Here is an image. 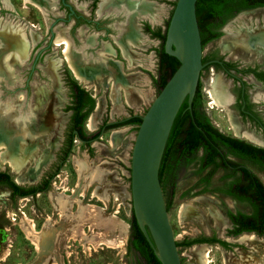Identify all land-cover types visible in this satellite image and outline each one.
Masks as SVG:
<instances>
[{"label": "rangeland", "instance_id": "1", "mask_svg": "<svg viewBox=\"0 0 264 264\" xmlns=\"http://www.w3.org/2000/svg\"><path fill=\"white\" fill-rule=\"evenodd\" d=\"M146 1H152L156 6L166 0ZM174 1L171 0L172 8ZM8 2L10 3L9 8L3 4L4 10L9 12V14L4 15L5 19L9 21L17 19L21 22L38 21L42 29L32 28L31 33L39 31L42 36V44L46 46L50 36L47 31L50 24L47 15L42 17L43 21L41 22L40 16L35 10L21 8L20 0H8ZM255 13L254 11H245L230 19L223 27L222 36L203 47L202 58L206 59L213 50H217L228 59L240 58L245 62L257 61L258 59H254V57L245 59L249 54H257V51H239L233 43H230L234 30L248 23L246 21L247 16ZM5 24L12 25L14 23L5 22ZM16 24L24 28L21 24ZM255 24L256 22L253 21L252 25ZM55 34L57 38H61L63 43L57 42L56 48H50L43 52L40 67L31 74L30 78L28 75L29 66L21 62L17 63L19 67L16 73L12 71L6 80H0V92L3 93L1 90L4 89H17V91L7 94L5 99L1 98V104L20 94L17 96V102L25 106L24 112L27 115L33 111L37 120H40L41 115L50 113L61 117L62 120L57 132L56 146L52 152V157L37 174L32 171L35 165L34 161L22 165L17 170L12 169L8 163H4L2 160L1 152L3 149H0V170H9L13 178L21 185L35 184L49 170L51 165L57 162L56 153L61 146L63 132L68 121L69 113L63 110L68 100L67 90L63 82V69L67 61L60 59L62 57V45L59 44H63L65 48L64 42H67L68 46L69 43L65 37V30L61 26L55 28ZM89 34L90 32H87V35ZM87 35L81 33L80 38H85ZM99 43L102 44V41ZM90 50L93 52V49L86 48L85 54L91 53ZM130 51L133 55L128 57L129 61L125 60V67L120 69L126 83L120 84L119 88L116 84L112 85L107 78L94 82H85L91 77L80 80L83 85L95 84L97 88L93 92L99 95L96 97V101L100 99L103 103L102 109L96 117L93 130L98 128L104 118L115 120L128 115L130 110L143 115L157 94V89L147 74L149 71L156 75L157 71V66L152 63L153 54L149 53L150 49L144 52L145 56H140L135 49L130 48ZM48 59L53 60V76L45 68ZM134 61L141 64L140 66H143L146 71L140 67L132 68ZM258 61L264 63V60ZM218 75L211 70V67L202 73L204 106L213 124L221 131L230 134L224 112L217 109L218 107H213L204 91ZM27 80H29L28 85H26ZM251 92L254 91L251 90ZM113 97L116 98L114 101ZM227 111H225L226 115L229 113L232 117L228 106ZM262 115L264 116V113ZM232 119L235 122L233 117ZM86 129L90 131L87 126ZM136 131L135 127L128 126L106 132L102 134L99 140L93 142L90 148L81 147L79 141L75 139L72 152L61 167L58 177L54 178L52 188L47 194L35 196L29 200L25 198L13 201L7 190L0 189V264H47L51 259H55V249L61 248L63 251H68L66 245L71 243H74L72 246L74 253L70 257L74 261L72 264H130L133 255L123 254V252L126 251L129 236L131 196L128 169ZM238 134H240V130ZM252 168L264 183V171L255 166ZM202 176L203 174L199 173L197 161H194L177 171L173 186L167 182L162 188L164 199L170 200L167 215L176 243L179 244L177 248L182 264H203L200 262L203 252H207L208 264H264V246L261 245L264 243V238H258L253 234L255 239L246 238L238 241L240 236L237 239L226 236V230L230 227V222L225 214L226 210H247L245 204L237 203L222 194V189L226 185V181L229 180L227 173L217 172L206 184ZM85 205H89L92 212L89 211L86 218L83 217L81 211ZM79 211L81 212L79 213ZM55 213L59 214L55 215ZM7 215L10 217L14 215L16 221H20L21 229L24 217L34 219L32 222L36 224V230L38 229L37 231L42 235L39 248L30 240L28 241L27 237L25 238L23 229L24 234L17 225L11 226L12 222L8 220ZM47 215L51 217L48 216L50 220L47 218L46 221ZM78 222L82 223L83 233H76L74 236L72 232L80 224ZM121 223L127 225L125 249L118 247ZM5 227H9L11 230L5 231ZM215 235L228 242L229 246L222 247L217 243L210 244L204 241L189 246L182 245V242L189 238L207 240ZM69 237L74 239L70 241L71 243L67 242ZM7 244H11L12 247H10V255L4 258V255L7 256L8 254V250L6 251ZM91 244L95 245V248L93 246L92 250L87 249ZM61 254L63 255L62 252ZM60 262L63 264L62 257H60Z\"/></svg>", "mask_w": 264, "mask_h": 264}, {"label": "flooded vegetation", "instance_id": "2", "mask_svg": "<svg viewBox=\"0 0 264 264\" xmlns=\"http://www.w3.org/2000/svg\"><path fill=\"white\" fill-rule=\"evenodd\" d=\"M39 1L42 2V4L44 5V12L39 10L35 5H33L31 3H27L26 5H24L23 0H20V5H22L21 6L22 9L26 8V9L35 10V12L38 14V16H40L41 22L43 21L42 17H44V15L45 16L47 15V18L50 20V24H49V27L47 30L49 32L50 36H49V40L47 41L46 46H43V44H42V36H41L39 31L31 33L32 28L37 29V30L42 29V26L40 25V23L38 21H28V20L26 22L25 21L21 22V21H18L17 19H11L10 21L6 20L4 15L9 14V12L4 10L5 8L3 7V4L7 5L9 8L10 3L8 2V0H0V25H2L5 22L9 23V24L19 23L22 26H24V28H25V36H26V39L28 41V50L26 52V57L22 62H23V64H25V65L27 64L29 66V74H28L29 78L31 77V74L36 69H39V67H40L39 64L42 61L43 52L50 49V48H56V46H58L57 44H55V39L57 38V36L55 34V28L57 26H61V28L65 30V37L69 43L70 55L76 61V64L82 68L81 71L83 72V75L86 76L85 79H88L91 77V79H88L85 82H92V81L94 82V81H97V80H100L103 78L104 79L107 78L108 81L112 83V85H113V79H112L113 77H111V75H110V77H108L109 73L107 72V69L104 66L106 63L108 65H110V64H112V62H114V63L119 64L120 69L125 67L124 66L125 59L122 57L121 50L114 41V39H115L114 33H115V28H116V26H118L119 22L121 20L125 21V17L128 14L127 12H132V14H135V16H137V15L140 16L142 18L140 21V24H141L143 32H146V33L149 32L152 36H155L153 33H155L156 31L151 29L148 21H146L144 19V17L148 14H145V13L138 10V6L143 2L149 3L152 7L153 6L152 1H146V0H140V1L139 0H39ZM102 1H105V3H106L105 6L106 5L107 6L106 7L104 6L105 7V8L103 7L104 9L102 8L101 10H99V4ZM258 1H260V0H249V3H250L249 6L238 10L235 13V15H233L231 18H229L223 25L218 27L217 31L221 32V35L218 38H220L222 36L223 27L225 26V24L230 19L235 17L237 14L245 12V11H249V12L254 11L256 13H257V11L258 12L264 11V4L259 3ZM164 2L166 4H168L169 6H171V0H166ZM255 2H256V4H255ZM141 10L145 11V8L144 9L141 8ZM124 12H126V15L124 14ZM171 13H172V7L170 10L169 17L167 18V20L165 22L164 30L166 28L167 21L170 19ZM133 16L134 15H130V16L126 17V24H127V27H129V28H131L133 26V24L135 23ZM32 19H34V18L32 17ZM257 21H260V20L257 19ZM145 28H148L149 30H145ZM87 32H90V34L87 35ZM81 33H83V34L85 33V35H87V36H85V38H82L83 40L80 38ZM31 34L36 36L35 41L31 40ZM218 38H216V39H218ZM216 39H212V40L208 41L207 43L212 42ZM100 41H102V44L99 43ZM59 45H62V50H61L62 57H60V59H64L65 58L63 55L64 45L63 44H59ZM4 47L5 46L3 45V43L0 39V53L5 51ZM159 47H160V43H159ZM159 47H158V49H159ZM86 48L87 49H89V48L93 49V52H91V50H90L91 53L85 54ZM132 49L137 50L139 52V54L142 53L141 56H143V55L145 56L146 54L144 52H147V50L150 49L149 53L153 54L152 63L154 66H157V64H158L157 50L158 49H156L154 46L146 48L145 50H141V49H137V48H132ZM257 52L258 53L257 54L255 53L254 55L249 54L248 57H247V55H244L245 57H247L245 59L254 57V59L264 60V49L258 48ZM260 53H262V54L259 55ZM258 60L245 62L244 60H242L240 58L239 59H228L225 56H223L220 52H218L217 50H213L206 59L202 58V62L204 64V67L200 71V76H199L198 86H197V89L200 90V94H201V100H200V105L198 107V110H199V112H203L211 121L210 117L207 115L206 110H205L204 101H203V93H202V73L205 69L211 67V70L215 71V74H219L224 79V81H226L228 83V93H229L228 109L231 112L232 117L234 118V120L236 122L235 124L237 125V127H239L238 132L240 130V134H234L233 130L231 129V125L228 121V118H227L225 111L221 108H217L216 106H213V107H216L217 109H220L222 112H224V116L226 117V121L228 122V130L230 131V134L221 131L211 121L212 126L216 129L217 132H219L225 136H229L232 138L243 140V141H246L252 145H255L257 147L264 149V116L262 115L264 113L263 112L264 111V63H260ZM63 63H65V62H63ZM133 63H134L133 66L131 64L132 68L140 67V68L144 69L143 66H140L141 64H136L135 61ZM18 65L19 64H17V63H13V65H11V74H12V71H15V73L17 72L18 67H19ZM90 67L98 69L99 71L95 72L93 75H90V73L87 72ZM104 70H106V72ZM144 71H146V70L144 69ZM67 72L70 74V76L72 78H74L78 82V84H80L86 91H88L91 94V96L95 99V105H94V108H93V111L91 112V114H93V112L95 111V109L97 107L96 97H99V95L96 94L95 92H93V91H96V88H97L96 85L95 84H91L88 86L83 85L80 82V80H78V78H76L74 76V74L70 70L69 66L65 63V67L63 69V82H64V86L66 87V90H67L66 93H67L68 100H67V103L65 104L63 110L65 112L69 113V116H68L67 124L65 126V130L63 132V139H62L61 146L56 153L57 162L52 164L51 167L49 168V170H47L43 174V176L40 178V180L38 182H36L35 184H28V185L19 184L13 178L11 172L8 170V172L11 174L12 180L15 182V184L20 186V188L18 189L16 187L7 185V186H0V189L7 190L10 194L11 200H13V201H16L17 199H25V198H27L29 200V199H33L35 196L39 197L42 194H47L50 191V189L52 188L51 185L54 182V178L58 177L59 172L61 170V167L65 164L66 159H68V157L70 155L69 154L66 157L65 162L58 168L61 157L63 156L64 149L68 143L70 116L72 113L71 110H67V111L65 110L66 106L70 104V89H69V86L66 84V80H65ZM120 72H121V70H120ZM135 72H137V71H135ZM147 74L150 76L152 83L155 87L153 78H155L156 75L150 73L149 71H147ZM8 77H9V75L5 74L3 69L0 67V80H2V79L6 80ZM28 81L29 80H27L26 85H28ZM251 90H253L254 92L252 93ZM1 91H3V93L0 92L1 93L0 99L1 98L5 99V97H7L6 96L7 94H11V93L17 91V89H4ZM204 91L206 92V94L209 98V95H208L206 89H204ZM18 95H20V94H18ZM17 96H14V98H9L8 100H10V101L5 102L4 104L0 103V105L4 107V110L6 113H8V110H7L8 107L10 109H13V106L17 103ZM106 100H107V98H106ZM19 106H20L19 108L21 111L20 114L26 115V113L24 112L25 106L20 102H19ZM189 109L191 110V108H189ZM144 111H145V109L143 110V112ZM30 113H33V111ZM91 114L89 116H91ZM130 115L141 116L142 114L141 113L138 114V113H135V112L130 110L128 115L121 117V118H118V119H115V120H109L108 118H104L101 121L98 128H96L95 130L92 129L90 131H87V129H86V123H87V120L89 118V116H88V118L85 121V129L89 133V135L87 134L88 137L85 139H81V140H79L78 138H75V139H77L79 141L81 147L86 146L87 148H90V146L93 142L99 140L101 138L102 134L106 133L103 131V129H101V133L96 138H90V134L98 131L104 122H106V123L116 122V121H119V120L124 119L126 117H129ZM33 116L36 117V115L34 113H33ZM36 121H40V120L39 119L37 120V117H36ZM124 127H128V126H124ZM120 128H123V127H120ZM120 128L111 129L107 132L117 130ZM75 139H73V146H74ZM82 144H87V145L82 146ZM202 153H203V149L200 147L197 150L195 156L193 157V160L189 163L183 164L182 166H180V168L183 166L190 165L194 161H197V166L199 169V167H200L199 161H200V157H201ZM226 158L228 160H231V161L237 163L238 165L232 164V165H229L227 168L219 167L214 171L212 177L217 172H220V171L227 173V178L229 180L226 181V185L222 189V194L225 197L233 199L237 203L245 204L247 207L246 211H244V210L232 211L230 209L226 210V212H225L226 218L230 222V227L226 230V236L227 237L230 236L233 238L235 237L237 239L239 236H241L243 234H251L252 233V234L256 235L258 238H264V235L258 234L256 231H253V230L252 231L242 230L239 233H231V231L235 230V223H234V220L228 215V212H231L232 214H236V213L250 214L251 207L245 201H241V200L235 198L234 196H232L231 194H229L227 192L230 189L229 184L236 177H238V176L241 177L243 175L241 170H240L241 167H247L249 170L253 171L258 177H259L258 173L253 170L252 166L257 167L259 170H262V171H264V168H261L255 164H252L249 160H246V159H243L241 157L234 156V155H227ZM180 168H178V170ZM210 169H211V166L207 167L206 169H204L202 171H199V173H202L203 174L202 177H204L210 171ZM1 171H5V170H1ZM212 177H211V179H212ZM260 180H261V178H260ZM262 183H263V181H262ZM13 214L16 215L15 213H13ZM58 214L59 213H55V215H58ZM14 215L12 217L7 215V218L9 221L12 222L11 226L17 225L18 228L23 233L22 229L20 228V224H19L20 221L17 222ZM48 216H50V215L46 216V221H47ZM32 220H34V219H32ZM130 221H131V217H130ZM130 221H129V223H130ZM4 230L8 231L11 229L9 227H5ZM40 231L42 232V230H40ZM129 232H130V224H129ZM24 236H25V234H24ZM215 237L222 240L221 238L217 237L216 235H215ZM25 238H26V236H25ZM198 239H200L202 241L197 242V243H193V244L203 243V241L212 244L210 241L212 238L207 239V240H203L201 238H198ZM71 240H74V239L69 237L67 242L71 243L70 242ZM128 240H129V236H128ZM223 241H225V240H223ZM6 246H7L6 251L8 250V254H7V256L4 255V258H6L10 255V247H12L11 244H7ZM72 246H74V243L66 245V247H68V249H69L68 251H63L61 248L55 249L54 250L55 251V259L54 260L51 259L52 261L50 260L49 264H61L60 257L63 258V264H65V263L66 264H72V262H74L73 260L70 259L71 255H73V253H74V249L72 248ZM128 247H129V244L127 242V248H126V251L124 250L123 254H126V253L132 254L133 258H132V261L130 264H136V262L138 261L136 258V255H134V252L130 251ZM61 252L63 253V255L61 254Z\"/></svg>", "mask_w": 264, "mask_h": 264}, {"label": "trees", "instance_id": "3", "mask_svg": "<svg viewBox=\"0 0 264 264\" xmlns=\"http://www.w3.org/2000/svg\"><path fill=\"white\" fill-rule=\"evenodd\" d=\"M176 0L173 2V8ZM264 4V0L258 1ZM256 4V2H255ZM249 0H197L196 17L201 36L202 47L221 35L217 28L223 25L235 13L249 6ZM172 8V10H173ZM169 20L162 34L153 33L160 39V47L157 50L158 64L156 77L153 78L157 93L161 90L167 80L174 73L179 65L178 60L167 54L164 50V41ZM145 30H149L145 28ZM66 84L70 89V104L65 110H71L70 127L68 143L64 149L58 168L65 162L66 157L72 152L73 139L79 140L87 138L89 133L85 129V121L93 111L95 99L86 91L78 82L66 73ZM201 94L197 89L191 103V110L188 108L187 99L181 104L174 122L172 124L162 159L159 167V180L161 188L170 182L171 186L175 184L176 173L178 168L183 164L193 160L197 150L201 147L203 153L200 157L199 171L211 166L210 171L203 177L205 183H209L214 171L219 168H227L229 165L237 163L228 160L227 155H234L249 160L261 168H264V149L252 145L246 141L225 136L216 131L212 126L209 118L199 112ZM141 123V116L130 115L116 122L106 123L98 131L90 134V138H96L101 129L107 132L111 129L124 126H132L138 129ZM75 131V132H74ZM87 144H82V146ZM57 168V169H58ZM130 171V168L128 169ZM241 177H236L229 185L227 191L235 198L245 201L251 207L250 214L228 212V215L234 220L235 230L231 233H239L242 230L256 231L264 235V184L260 178L247 167L240 168ZM130 180V178H129ZM13 186L20 188L12 180L8 170H0V186ZM166 209L170 207V200H165ZM198 238H189L182 242V245L189 246L193 243L200 242ZM211 243H218L223 247H228L229 243L213 236ZM129 250L136 255V264H161L155 255L153 247L146 240L141 232L133 211L131 209V221L129 232ZM179 244L177 243V246Z\"/></svg>", "mask_w": 264, "mask_h": 264}, {"label": "water", "instance_id": "4", "mask_svg": "<svg viewBox=\"0 0 264 264\" xmlns=\"http://www.w3.org/2000/svg\"><path fill=\"white\" fill-rule=\"evenodd\" d=\"M197 0H176L164 50L179 65L141 115L130 154V196L135 220L161 264H182L168 220L159 167L175 116L185 99L191 108L202 62Z\"/></svg>", "mask_w": 264, "mask_h": 264}, {"label": "bare ground", "instance_id": "5", "mask_svg": "<svg viewBox=\"0 0 264 264\" xmlns=\"http://www.w3.org/2000/svg\"><path fill=\"white\" fill-rule=\"evenodd\" d=\"M23 3L24 5L31 3L42 12L44 11V5L39 0H23ZM105 4V1H102L99 4V10H101ZM141 5L143 9H151V5L149 3L145 2ZM257 19L260 21H257ZM246 21L248 23L241 26L239 29L234 30V35L230 38V43H233L239 51L254 52L257 51L258 48L264 49V11L257 12L254 15H248ZM253 21L256 22L254 26L252 25ZM0 39L5 46V51L0 53V67L3 69L5 74L10 75L11 65H13V63H21L25 59L28 49V41L25 38L24 28L16 23L12 25L4 23L2 26H0ZM60 39V37L56 38L55 43H63ZM31 40L35 41L36 36L32 35ZM64 43L65 48L63 50V55L65 57L64 59L67 61V65L74 76L78 78V80H86V76L83 75V72L81 71L82 68L77 65L76 61L70 56L67 42ZM129 54V57H131V54L133 55L131 51H129ZM261 54L262 53L259 55ZM104 67H106L107 72L109 73V75L107 74L108 77H110V75L113 77V85L116 84L118 87L120 84L126 83V79L122 77L119 70V64L112 62V64L108 65L106 63ZM46 70L48 73H50V75H54L52 59H48ZM94 70V68L90 67L87 72H89L90 75H93L98 71ZM104 71L106 72V70ZM206 91L213 106L222 108L228 112V84L220 75H218L208 85ZM115 99L116 98L113 97V101ZM102 106V101L97 99V107L93 114L89 116L86 123L88 129L92 130L95 128L96 117L100 113ZM19 107V103L17 102L13 106V109L8 107V113H6L4 107L0 105V149H3L1 152V158L4 160V163H8L9 166L15 170L19 169L22 165L29 163L30 161H34L35 165L32 171L34 174H37L38 171L41 170L47 161L52 157V152L56 146L57 132L62 120L61 117L54 116L50 113H44V115H41L40 121H36V117L33 116V113H29L28 115L20 114L21 111ZM227 116L234 134H238V127L233 121L231 115L227 113ZM90 209L91 207L89 208V205H85L83 207V210L81 211L83 212L84 218L88 217ZM81 211H79V213ZM23 219L24 221L21 223V227L27 239L39 248L41 241L40 239L42 236L41 233L36 230L35 224L31 219H28L27 217H24ZM48 220H50V218H48ZM76 233H83L82 223H80L78 227L72 232L74 236ZM126 234L127 225L125 223H121L120 234L118 235V247L121 249H124V243L127 236ZM246 238L255 239V236L253 234L242 235L239 237L238 241L244 240ZM261 245L264 246V243ZM89 246L90 247H87V249L92 250L93 246L95 248V245L91 244ZM200 262L203 264H208L209 260L207 252H203L201 254Z\"/></svg>", "mask_w": 264, "mask_h": 264}, {"label": "crops", "instance_id": "6", "mask_svg": "<svg viewBox=\"0 0 264 264\" xmlns=\"http://www.w3.org/2000/svg\"><path fill=\"white\" fill-rule=\"evenodd\" d=\"M141 4L138 6V10L143 13H148L144 19L148 21L150 28L156 31L155 33L162 34L164 31L165 22L170 14L171 6L165 2L162 4H157L156 6L154 3L150 10L145 9L144 11L141 10V8H143ZM127 13L128 14L126 17L134 15L133 18L135 23L131 28H129L126 24V17L125 21L121 20L118 26L115 28L114 41L120 48L122 57L129 61L128 57L130 55V48L145 50L146 48L154 46L156 49H158L160 39L157 36H152L149 32H143L140 24L142 18L140 16H135V14H132V12ZM124 14L126 15V12H124ZM136 64H138V62H136Z\"/></svg>", "mask_w": 264, "mask_h": 264}]
</instances>
